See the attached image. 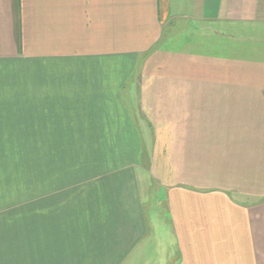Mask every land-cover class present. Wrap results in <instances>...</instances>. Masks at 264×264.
Here are the masks:
<instances>
[{"label": "crops", "instance_id": "obj_1", "mask_svg": "<svg viewBox=\"0 0 264 264\" xmlns=\"http://www.w3.org/2000/svg\"><path fill=\"white\" fill-rule=\"evenodd\" d=\"M132 260L264 264V0H0V264Z\"/></svg>", "mask_w": 264, "mask_h": 264}, {"label": "rangeland", "instance_id": "obj_2", "mask_svg": "<svg viewBox=\"0 0 264 264\" xmlns=\"http://www.w3.org/2000/svg\"><path fill=\"white\" fill-rule=\"evenodd\" d=\"M71 149V145H64V150H70ZM78 149H79V151L80 152H82V151H86L87 150V145H78ZM148 185V184H147ZM150 195V193L148 194V196ZM150 205H151V207H152V204L149 202V203H147V207H144V209L146 210V211H148L149 209H150ZM162 237H164L165 238V232H164V234H163V236ZM147 238H148V244L147 245H149L147 248V252H148V258H150V256H151V253H152V251H153V244H151V243H153L152 241L153 240H151V236H150V233L148 234V236H147ZM164 240V239H163ZM165 240H166V238H165ZM132 259H134V258H132ZM133 262V260L130 262V263H132ZM133 264V263H132Z\"/></svg>", "mask_w": 264, "mask_h": 264}]
</instances>
